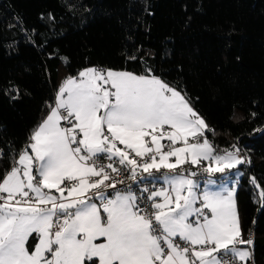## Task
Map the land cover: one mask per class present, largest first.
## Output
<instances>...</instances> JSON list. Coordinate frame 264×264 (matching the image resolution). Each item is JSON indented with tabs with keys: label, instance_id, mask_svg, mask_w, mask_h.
<instances>
[{
	"label": "snow or ice",
	"instance_id": "snow-or-ice-1",
	"mask_svg": "<svg viewBox=\"0 0 264 264\" xmlns=\"http://www.w3.org/2000/svg\"><path fill=\"white\" fill-rule=\"evenodd\" d=\"M48 107L31 151L0 178V264H248L241 246L253 240L243 237L234 189L198 192L193 172L161 178L168 187L149 192L150 204L130 186L105 191L124 183L111 175L117 161L133 180L201 160L209 174L251 163L235 145L214 154L205 132L215 130L181 91L154 75L90 67Z\"/></svg>",
	"mask_w": 264,
	"mask_h": 264
},
{
	"label": "trees",
	"instance_id": "trees-1",
	"mask_svg": "<svg viewBox=\"0 0 264 264\" xmlns=\"http://www.w3.org/2000/svg\"><path fill=\"white\" fill-rule=\"evenodd\" d=\"M91 66L159 77L215 130L216 152L251 160L236 205L250 263L264 264V0H0V178Z\"/></svg>",
	"mask_w": 264,
	"mask_h": 264
},
{
	"label": "built area",
	"instance_id": "built-area-1",
	"mask_svg": "<svg viewBox=\"0 0 264 264\" xmlns=\"http://www.w3.org/2000/svg\"><path fill=\"white\" fill-rule=\"evenodd\" d=\"M202 140V138H200ZM191 142H195L192 141ZM168 142H166L167 144ZM101 163L107 164L110 161L104 159L99 161ZM116 166L120 169L119 174L117 175L116 173H111L113 179L118 180V181H124L123 184L117 183L116 189H106L105 191L107 193H113L115 191H123L126 190V186H130L131 190L137 194L138 197H143L144 202L147 204H150L151 201L147 200V196L149 192L155 191L157 189L163 188L164 184L159 182V179H157V176L160 175H175V174H183V175H190V173L195 172L196 176L193 178L201 183V184H206L209 180L215 179L217 181H226L229 176L226 174H221V173H215V174H209L203 171L207 165L204 164H198V165H192L191 163L184 164L180 167H178L175 170H167V169H160L158 172L156 170H153L151 174L149 173H144L142 170H138V174L135 180L131 179L130 176V171L127 169L125 166L119 165L118 161L116 162ZM233 176V175H232ZM66 184L68 183L67 181L65 182ZM237 185L240 183V179L236 181ZM144 189H147L148 191H143ZM198 192H200V188L198 189ZM91 195V193H89ZM95 199V197H93ZM137 203H140V200L137 201ZM141 207H143V204H141ZM55 231V229H53ZM253 236L252 231H249L247 233V237ZM179 240V237L176 238ZM181 246H185L183 241H180ZM251 264H253L251 262Z\"/></svg>",
	"mask_w": 264,
	"mask_h": 264
},
{
	"label": "rangeland",
	"instance_id": "rangeland-1",
	"mask_svg": "<svg viewBox=\"0 0 264 264\" xmlns=\"http://www.w3.org/2000/svg\"><path fill=\"white\" fill-rule=\"evenodd\" d=\"M91 67H94V66H91ZM87 68H90V67H87ZM84 69H86V68H84ZM113 70H115V69H113ZM117 71H125V70H117ZM132 73H133V72H132ZM182 94H183V93H182ZM205 133H206V132H205ZM205 135H206V134H205ZM208 139H209V138H208ZM209 141H210V140H209ZM162 142H163V141H162ZM190 142H191V140H190ZM165 144H166V143H165ZM226 151H234V149H230V150H226ZM224 152H225V151H224ZM224 152H216V151H215L214 154H223ZM240 156L243 157V158H245L241 150H240ZM245 160H246V159H245ZM201 161H206L208 164L210 163V161H208V160H201ZM240 166H241V165H240ZM240 166H238L237 169H232L230 172L226 170V172H225L224 174H226V175L229 176V178H228L226 181H221V182H219V181L216 180V181H217V184H216V185H211V184H208V183H207L205 186H214V188H210V189H208V190H212V191L221 190V189H223V188H232V189L235 190V192H237V187H238V185H237L236 181L240 179L241 175L237 177L235 174L237 173V171L241 172V170H240ZM241 173H242V172H241ZM233 174H234V175H233ZM232 175H233V176H232ZM212 180H215V179H212ZM205 186H204V187H205ZM62 187H63V185H62ZM203 190H205V189H203ZM261 192H262V190L259 189V195L261 194ZM53 194H54V193H53ZM55 195H59V194L57 193V194H55ZM65 195H67V193H65ZM260 196H261V195H260ZM261 198H262V196H261ZM235 199H236V196H235ZM94 200H95V199H94ZM97 203H99V201H97ZM236 207H237V205H236ZM241 247H246V248H248V249L251 251V245H250V246H249V245H244V246H241ZM250 259H251V258H250ZM250 259L248 260V264H251V263H250ZM236 264H239V262L237 261Z\"/></svg>",
	"mask_w": 264,
	"mask_h": 264
},
{
	"label": "crops",
	"instance_id": "crops-1",
	"mask_svg": "<svg viewBox=\"0 0 264 264\" xmlns=\"http://www.w3.org/2000/svg\"><path fill=\"white\" fill-rule=\"evenodd\" d=\"M128 72H130V71H128ZM133 73H134V72H133ZM134 74H137V73H134ZM137 75H139V74H137ZM77 76H78V75H77ZM161 80H162V79H161ZM45 118H46V117H45ZM40 124H41V123H40ZM40 124H39V125H40ZM37 128H38V127H37ZM37 128H36V129H37ZM36 129H35V130H36ZM31 142H32V141H31ZM31 142H30V143H31ZM166 142H168V141H167V140L163 141V143H166ZM30 143H29V145H30ZM29 145H28V146H29ZM176 146L179 147V146H181V145L178 144V145H176ZM121 147H122V146H121ZM26 149H27L28 151H31L29 147H27ZM26 149H24V150H26ZM24 150H23V151H24ZM165 150H167V149H165ZM23 151H22V152H23ZM22 152H21V153H22ZM21 153H20V154H21ZM174 160H175V158L173 157V158H172V161L174 162ZM200 164L208 165V163H207L206 161H201ZM14 166H16V164H15ZM34 174H35V168H34ZM175 175H176V174H175ZM233 175H234V174H233ZM170 176H173V175H160V176H157V179L160 180L161 178H164V177H170ZM190 178L194 179L193 177H190ZM194 180H195V179H194ZM196 182H197V181H196ZM219 182H221V181H219ZM207 183H208V182H207ZM207 183H206V184H207ZM197 184L199 185L200 192H203V191L208 190V189H210V188H214V186H205L206 184L203 185V184H201V183H199V182H197ZM204 186H205V187H204ZM167 187H168V185L165 183L163 188H167ZM160 189H161V188H160ZM160 189H157V190H155V191H158V190H160ZM203 189H205V190H203ZM52 192H53L54 194H57V193L55 192V190H52ZM157 199H159V198H157ZM95 200H96V198H95ZM97 201H98V200H96V202H97ZM197 206H199V204H198ZM102 215H103V213H102ZM33 236H36V234L33 233ZM30 238H31V237H30ZM30 238H29V239H30ZM98 242H99V241H98ZM222 252H223V250H222Z\"/></svg>",
	"mask_w": 264,
	"mask_h": 264
},
{
	"label": "clouds",
	"instance_id": "clouds-1",
	"mask_svg": "<svg viewBox=\"0 0 264 264\" xmlns=\"http://www.w3.org/2000/svg\"><path fill=\"white\" fill-rule=\"evenodd\" d=\"M247 239H248V237H247Z\"/></svg>",
	"mask_w": 264,
	"mask_h": 264
}]
</instances>
